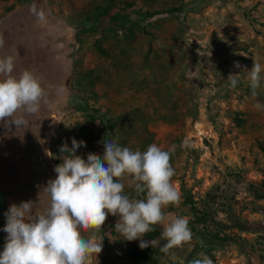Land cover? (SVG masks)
Here are the masks:
<instances>
[{
  "label": "rangeland",
  "instance_id": "374dc122",
  "mask_svg": "<svg viewBox=\"0 0 264 264\" xmlns=\"http://www.w3.org/2000/svg\"><path fill=\"white\" fill-rule=\"evenodd\" d=\"M104 8L122 18V28L77 33ZM0 35V57H16L13 75L32 72L47 98L26 117L28 129L0 121L4 213L27 201L36 213L47 209L42 188L56 178L59 149L71 148L73 138L85 142L76 152L85 161L89 153L102 157L104 138L141 152L175 144L170 163L181 201L165 211L189 220L191 242L166 255L155 226L156 255L131 263L128 249L140 241L109 233L113 244L103 239L92 264H189L201 252L214 264H264V111L254 107L264 104V79L253 97L243 72L254 61L264 66V0H0ZM229 74H240L236 88ZM93 113L111 130L99 132ZM124 191L143 198L127 180ZM118 219L108 214L100 235Z\"/></svg>",
  "mask_w": 264,
  "mask_h": 264
},
{
  "label": "clouds",
  "instance_id": "9594fccd",
  "mask_svg": "<svg viewBox=\"0 0 264 264\" xmlns=\"http://www.w3.org/2000/svg\"><path fill=\"white\" fill-rule=\"evenodd\" d=\"M35 12V5L32 6ZM44 20V13L38 14ZM5 45L0 35V48ZM13 55L0 57V121L5 127L28 129L26 118L36 115L42 104L47 103L46 91L41 81L25 70L14 76ZM237 68L240 65H235ZM264 66L254 61L252 69H245L253 97L264 79ZM240 74H229L227 80L232 88L239 83ZM63 89H58V93ZM254 107L264 111V104ZM102 157L89 153L87 160L77 155L84 141L72 139V147L64 143L57 159L62 160L54 168L55 179H50L42 191L50 203L43 213L33 210L34 202L13 204L4 213L7 233L0 264H92L102 252L103 236L100 235L107 215L118 216L115 232L128 241L139 240L141 250L153 247L157 240L143 237L162 226L160 238L166 243L160 247L164 254L191 242L193 233L186 217H172L165 209L178 206L181 194L172 178L175 169L170 163L177 145L163 150L155 143L146 151L121 147L115 139L102 141ZM186 146V144L184 145ZM49 156L52 154L49 152ZM134 189L136 197L125 193V181ZM87 234V238L85 237ZM199 258L189 264H214L212 258L201 252Z\"/></svg>",
  "mask_w": 264,
  "mask_h": 264
},
{
  "label": "trees",
  "instance_id": "16d2710c",
  "mask_svg": "<svg viewBox=\"0 0 264 264\" xmlns=\"http://www.w3.org/2000/svg\"><path fill=\"white\" fill-rule=\"evenodd\" d=\"M136 13L140 14L143 18H151L155 16L156 14H158L155 11H143V12L137 11ZM123 23L124 22L122 21V18L119 15L111 13L108 8H104L96 16H94L93 18L87 19L85 22H83L81 26H77L76 28H77V33H79L80 28H89L92 31L103 34L106 32H113L119 28H122ZM97 49L102 54H105V50L100 45L97 47ZM93 112L95 113L96 111H93ZM94 113L89 115V120L93 125H95L98 128L99 132L104 133V132H108L109 130H111L112 126L106 125L104 120L101 117L94 115ZM77 132L81 138L87 134L84 127L80 125L77 126ZM55 163L56 165H58L61 162L56 161ZM185 201L190 206L194 205L193 201L188 197L186 198ZM109 233L111 234L116 233L115 225L113 224L110 225L108 229L103 232V237H104L103 239H104L105 244H110V243L113 244V241L110 240V238L108 237ZM158 235L159 233L157 230L155 232L146 234V236L150 240L155 239ZM118 246H119V243L118 241H116V243L113 245V248L117 249ZM156 253L157 251L151 246L141 250L139 246L133 245L128 249L127 259L131 263H137L141 260H144L151 256L156 255Z\"/></svg>",
  "mask_w": 264,
  "mask_h": 264
},
{
  "label": "flooded vegetation",
  "instance_id": "af4514ba",
  "mask_svg": "<svg viewBox=\"0 0 264 264\" xmlns=\"http://www.w3.org/2000/svg\"><path fill=\"white\" fill-rule=\"evenodd\" d=\"M2 199L3 197L1 196L0 194V253H2V249H3V245L5 243L4 241V231H3V228H4V206H3V203H2Z\"/></svg>",
  "mask_w": 264,
  "mask_h": 264
}]
</instances>
